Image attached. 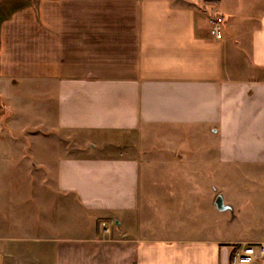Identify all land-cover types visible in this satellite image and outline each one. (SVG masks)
<instances>
[{
	"label": "crops",
	"instance_id": "1",
	"mask_svg": "<svg viewBox=\"0 0 264 264\" xmlns=\"http://www.w3.org/2000/svg\"><path fill=\"white\" fill-rule=\"evenodd\" d=\"M6 1L0 264H232L234 246L264 241V0ZM213 13L223 17L221 38L210 32ZM41 111L62 133L163 125L205 134L191 145L197 155L179 159L189 173L169 176L180 189L158 192L174 219L149 233L140 159L111 154L101 140L77 152L64 138L33 143L35 157H23L18 122ZM235 171L242 179L231 185ZM219 194L242 216L245 233L233 240L216 232L230 222ZM71 196L95 223L64 220Z\"/></svg>",
	"mask_w": 264,
	"mask_h": 264
},
{
	"label": "rangeland",
	"instance_id": "2",
	"mask_svg": "<svg viewBox=\"0 0 264 264\" xmlns=\"http://www.w3.org/2000/svg\"><path fill=\"white\" fill-rule=\"evenodd\" d=\"M16 1L17 5L20 4V0ZM6 2V0H0V15H3L1 10L7 9ZM212 16H217L220 18V21L223 22V17L220 16L219 13H213ZM6 114L7 112L3 111V108L0 106V126L3 125L2 122L5 120ZM35 114L36 113H32V115ZM42 114L45 113L41 111L36 117L32 116L25 122L23 120L18 122V124L25 126L22 131H19V127L17 129L18 131L16 130V134L21 135L24 141L27 142L26 149L21 151L23 157H35L34 152L30 150V145H33V143H37V145L40 146V143L45 144L46 142H53L56 147L57 140L64 138V140L69 141L71 152H77V148L89 142L90 138V141L101 140V142L106 144V148L111 154L120 153L123 155H133L140 159L141 182L143 185V208H141V212L144 219L150 222V232H148L150 234H157L158 231L156 230L157 228H155L156 224L164 223V221L168 219H170V221L174 219L172 213L168 215L165 213L164 208H158V192H161L163 195L165 191L172 192L180 189L181 184H179V182L175 183L173 178L171 179L169 176L174 177L189 173V167L183 164L186 162L180 163V160H188L192 155H197L199 153L196 148L191 147V145L197 144L198 142L204 144L206 142L205 134H198L196 128L163 125H154L146 129L132 132H102L96 134L97 137L96 135L91 136L85 131L70 130L62 133L56 129V127L52 126L55 125L54 119H47L41 116ZM7 119L8 118H6L5 122ZM26 122L30 123L26 124ZM28 133H33L34 136L35 134L38 135L35 136L36 138L33 137L32 139V137L28 136ZM45 151L46 150L37 151V153L40 154V158L43 160L48 157ZM201 164V169L206 171L205 173L210 171L211 167L209 165L203 162ZM214 169L216 168L214 167ZM41 174L43 175L44 173ZM31 178H34V176ZM234 179H242L241 174L235 171L234 175H231V185L234 184V181H232ZM231 195H235L233 196L234 201H237L241 206L250 202L248 199L240 197L237 192H232ZM68 201L70 212L65 213L63 217L64 220L68 219L67 221L71 226L77 225L83 221L90 223L96 222L94 217L92 218L90 214L84 212L79 207L72 196ZM223 214L229 217L230 222L227 225L226 223L223 225H215L218 235H222L225 239L233 240L238 235L245 233L243 223L239 226L238 220L242 216L238 211L226 210L223 211ZM187 217L190 216L187 215ZM183 218H186V216ZM99 220V223L104 221L103 218ZM107 223L113 224V220L109 219ZM168 234V232L163 233L164 236Z\"/></svg>",
	"mask_w": 264,
	"mask_h": 264
},
{
	"label": "built area",
	"instance_id": "3",
	"mask_svg": "<svg viewBox=\"0 0 264 264\" xmlns=\"http://www.w3.org/2000/svg\"><path fill=\"white\" fill-rule=\"evenodd\" d=\"M210 32L216 37L221 38L222 22L217 16L209 18ZM264 255V241L258 242L257 245L241 246L235 250L232 257V264H248L256 258Z\"/></svg>",
	"mask_w": 264,
	"mask_h": 264
},
{
	"label": "water",
	"instance_id": "4",
	"mask_svg": "<svg viewBox=\"0 0 264 264\" xmlns=\"http://www.w3.org/2000/svg\"><path fill=\"white\" fill-rule=\"evenodd\" d=\"M216 207L219 210H227L231 209V206L229 204L224 203L223 197L221 194H219L215 200ZM119 223V222H118Z\"/></svg>",
	"mask_w": 264,
	"mask_h": 264
},
{
	"label": "trees",
	"instance_id": "5",
	"mask_svg": "<svg viewBox=\"0 0 264 264\" xmlns=\"http://www.w3.org/2000/svg\"><path fill=\"white\" fill-rule=\"evenodd\" d=\"M0 106L5 110V106L3 104V102L1 101V98H0ZM238 247L237 246H234V249L231 253V258L233 257L234 253H235V250L237 249Z\"/></svg>",
	"mask_w": 264,
	"mask_h": 264
}]
</instances>
